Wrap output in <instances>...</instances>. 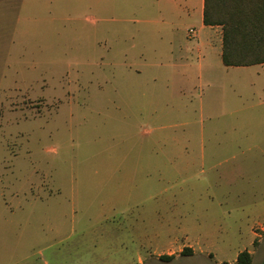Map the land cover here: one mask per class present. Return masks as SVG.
Returning <instances> with one entry per match:
<instances>
[{"label":"rangeland","instance_id":"rangeland-1","mask_svg":"<svg viewBox=\"0 0 264 264\" xmlns=\"http://www.w3.org/2000/svg\"><path fill=\"white\" fill-rule=\"evenodd\" d=\"M155 2L0 0V264H262L264 65L151 67Z\"/></svg>","mask_w":264,"mask_h":264},{"label":"crops","instance_id":"crops-1","mask_svg":"<svg viewBox=\"0 0 264 264\" xmlns=\"http://www.w3.org/2000/svg\"><path fill=\"white\" fill-rule=\"evenodd\" d=\"M203 1L156 0L155 2V8L163 16V19L155 21L154 26L161 31L167 32L168 37L165 42L168 48L163 55L165 62L162 64L161 62H155L150 66L153 68L161 66L168 68L171 73L177 74L178 82H189L195 73H197V76L195 75L196 78L202 80L205 71L208 74L213 67H225L221 60L222 28L220 26H205L203 24ZM183 11H187L189 15H197L199 19L198 30L195 31L193 28L188 30L178 29L180 21H177L174 15ZM190 31L193 32L190 33ZM124 68L130 72H138L131 64H124ZM152 80L156 82L157 78L153 77Z\"/></svg>","mask_w":264,"mask_h":264},{"label":"trees","instance_id":"trees-1","mask_svg":"<svg viewBox=\"0 0 264 264\" xmlns=\"http://www.w3.org/2000/svg\"><path fill=\"white\" fill-rule=\"evenodd\" d=\"M203 24L222 28L221 60L225 67L264 64V0H204ZM191 253L184 248L181 256ZM173 258L162 256L160 260ZM236 264H252L251 254L240 252Z\"/></svg>","mask_w":264,"mask_h":264},{"label":"built area","instance_id":"built-area-1","mask_svg":"<svg viewBox=\"0 0 264 264\" xmlns=\"http://www.w3.org/2000/svg\"><path fill=\"white\" fill-rule=\"evenodd\" d=\"M193 31H190V33H192Z\"/></svg>","mask_w":264,"mask_h":264}]
</instances>
